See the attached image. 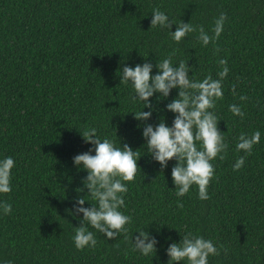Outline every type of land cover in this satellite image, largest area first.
I'll return each instance as SVG.
<instances>
[{
	"label": "trees",
	"instance_id": "trees-1",
	"mask_svg": "<svg viewBox=\"0 0 264 264\" xmlns=\"http://www.w3.org/2000/svg\"><path fill=\"white\" fill-rule=\"evenodd\" d=\"M153 9L168 15L166 27L151 26ZM225 14L222 31L215 21ZM192 31L172 39L178 24ZM209 35L200 39V29ZM184 60L188 76L221 79L223 94L210 111L226 148L211 160L214 175L207 199L198 187L177 196L171 169L147 152L145 126L161 119L171 125L166 105L177 97H149L152 114L135 118L143 104L130 99L120 83L125 64ZM224 77L218 73L225 65ZM244 97V99H241ZM241 108L234 115L229 105ZM144 111L149 109L145 107ZM95 127L102 139L136 150L138 169L123 193L120 210L130 217L126 231L106 237L85 221L94 246L76 248L68 209L77 196L95 204L82 179L86 170L72 158L91 147L80 130ZM259 130L250 152L237 150L241 133ZM199 146V145H198ZM11 156V191L0 201V260L11 264H168L169 243L185 233L203 236L217 247L208 264H264V0H0V158ZM243 156L240 168L236 160ZM83 189L77 191V189ZM156 240L149 255L134 249L139 231ZM187 264V261L174 262Z\"/></svg>",
	"mask_w": 264,
	"mask_h": 264
},
{
	"label": "clouds",
	"instance_id": "clouds-1",
	"mask_svg": "<svg viewBox=\"0 0 264 264\" xmlns=\"http://www.w3.org/2000/svg\"><path fill=\"white\" fill-rule=\"evenodd\" d=\"M224 19L225 14L221 13L215 21L216 36L222 31ZM150 23L151 26L166 27L169 23L168 15L159 9H153ZM192 30L191 24L180 22L171 32L172 39L180 41ZM199 39L205 45L210 40L203 28L200 29ZM220 64L225 65L218 73L222 78L227 74L228 67L224 60H220ZM155 66L158 71L153 73V64L148 62L134 66L125 64L119 72L120 83L130 84L133 89L131 101L143 104L139 111L132 112L139 120H147L152 114L149 97L154 93L167 97L172 88H178L177 97L166 105L167 110L174 113L171 125L161 119L155 126H145L142 136L146 141L147 152L161 167L170 159L176 160L171 169V177L177 188V196L187 193L190 186L195 184L198 187V197L207 199V186L214 175L211 160L226 148L217 128V116L209 110L213 108L215 99L223 94L221 79H213L211 76H205L202 80L191 79L184 60L174 67L170 58H163ZM145 107L149 110L144 111ZM229 110L234 115H244L238 105H229ZM80 132L84 141L90 143L91 147L88 151L76 154L72 161L73 165L86 170L87 175L82 179V184L95 204L90 203V207H85V201H90L85 199V196H77L75 204L68 209L74 217L77 213H82L81 217H77L81 220L80 226L74 227L73 241L78 249L96 244L94 234L87 230L85 221L108 238L127 230L125 225L130 221V217L120 208L124 204L122 194L127 191L128 186L122 181L134 179L139 157L136 150L126 143L117 147L112 139H102L96 134L95 127H87ZM259 140V130L250 136L241 133L235 147L247 153ZM243 160V156L239 157L233 167L240 168ZM13 166L14 160L11 156L0 158V193L11 191ZM82 190L77 189L78 192ZM0 209L8 213L11 211V204L0 201ZM155 246V238L149 239L148 233L143 230L139 231V235L134 239V249L139 250L142 255L152 253ZM166 253L168 264L185 260L187 264H208L209 255L218 254V249L211 240L189 232L185 233L179 242L169 243ZM0 264H11V261L0 260Z\"/></svg>",
	"mask_w": 264,
	"mask_h": 264
}]
</instances>
